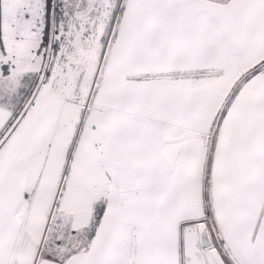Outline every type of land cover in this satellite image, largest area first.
<instances>
[{"label": "snow or ice", "instance_id": "obj_1", "mask_svg": "<svg viewBox=\"0 0 264 264\" xmlns=\"http://www.w3.org/2000/svg\"><path fill=\"white\" fill-rule=\"evenodd\" d=\"M0 264H264V0H0Z\"/></svg>", "mask_w": 264, "mask_h": 264}]
</instances>
